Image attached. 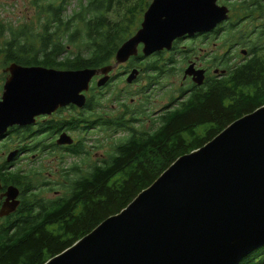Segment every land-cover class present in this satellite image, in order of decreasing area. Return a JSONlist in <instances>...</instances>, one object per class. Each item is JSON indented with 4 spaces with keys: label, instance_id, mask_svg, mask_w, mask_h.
I'll return each mask as SVG.
<instances>
[{
    "label": "trees",
    "instance_id": "obj_1",
    "mask_svg": "<svg viewBox=\"0 0 264 264\" xmlns=\"http://www.w3.org/2000/svg\"><path fill=\"white\" fill-rule=\"evenodd\" d=\"M224 1L236 15L249 14L239 18L251 17L264 9V0ZM30 2L34 12L26 21L17 26L0 22L2 67L13 62L57 69L112 65L119 47L139 29L140 16L150 0ZM239 18L235 25L241 21ZM235 25L226 28L233 34H227L225 42L235 38ZM258 44L255 58L235 65H229L228 58L222 59L216 66L224 68L225 74L218 80L209 81L204 87L181 88L179 97L171 95L170 103L159 110L149 112L145 106L150 104L152 89L162 78L183 70L186 59H176L181 55L178 44L169 52L152 54L155 59L142 54L130 59L132 68L145 65L143 71L152 72L146 76L148 84L139 91L145 100L138 107L126 102L117 115L94 113L106 99L103 90L110 87V97L115 100L124 95L111 88L112 76L105 86L91 87V96L83 107L90 114H73L12 130L26 151L45 154L61 150V159L65 154L90 156L85 145L88 139L83 135L72 145L58 146L54 139L62 131L90 133L105 127L120 131L123 137L114 141L107 156L86 170L78 165L66 168L60 186L63 192L53 197L42 194L40 185H56L57 181L39 183L41 170L33 166L25 171L17 168L0 172L4 184L21 190L17 210L0 217V264H44L124 209L177 158L202 147L235 119L264 105L263 39ZM95 90L102 92L95 96ZM241 264H264V247L249 254Z\"/></svg>",
    "mask_w": 264,
    "mask_h": 264
},
{
    "label": "water",
    "instance_id": "obj_2",
    "mask_svg": "<svg viewBox=\"0 0 264 264\" xmlns=\"http://www.w3.org/2000/svg\"><path fill=\"white\" fill-rule=\"evenodd\" d=\"M219 0H152L140 28L117 50L116 64L56 69L10 63L0 99V138L73 104L84 107L93 79L110 80L119 63L149 56L184 36L210 32L229 18ZM139 70L133 68L127 82ZM197 84L205 71L190 64ZM56 143L72 145L62 132ZM18 151H12V161ZM0 189H2L0 179ZM20 189L9 185L0 217L15 212ZM264 247V105L233 121L202 147L177 158L124 209L44 264H241Z\"/></svg>",
    "mask_w": 264,
    "mask_h": 264
},
{
    "label": "rangeland",
    "instance_id": "obj_3",
    "mask_svg": "<svg viewBox=\"0 0 264 264\" xmlns=\"http://www.w3.org/2000/svg\"><path fill=\"white\" fill-rule=\"evenodd\" d=\"M231 1H236V0H231ZM151 2L152 0H150L149 5ZM219 3L227 6L224 0H219ZM149 5L145 9V11L148 9ZM229 9H230L231 18L228 22H226L227 24L235 23V21L238 20L237 18L242 17L243 14L249 16V14H245V13L236 15L233 9L231 10L230 7ZM145 11L140 16L141 23L143 21ZM33 12L34 10L32 8L30 0H0V22L6 24L7 26L10 23L17 26L18 24L26 21V19L30 17L33 14ZM248 18H239L241 19V21L238 23L239 24L242 23L243 24L242 27H245V25L249 22ZM226 36H219V38L217 39V46L215 48H217L216 52L218 55H222V53H224L227 50L228 42H225ZM180 46L182 47V44ZM140 49H141V46H140ZM178 57L180 58L181 56H178ZM179 58H176V59H179ZM204 58H206L205 54H204ZM148 59H155V56H149ZM130 62L131 60L126 63L117 64V66H115L111 72V76H114V81L112 82L111 88L114 91L120 90L124 92V95L119 100H115L110 97V95L112 94L110 91V87L107 90H103L102 96L103 97L105 96L106 99L102 100V102L98 104L96 108V112L94 113L102 114L104 116H114L123 110V104H125L126 102H128V104H130L131 107L133 108L138 107L142 102H144L145 100L143 96L144 93H139V91L142 89V86H146L148 84L146 80V76L152 72L151 71L144 72L143 69L146 66L143 65V67L137 68L140 73L138 74L134 82L129 83L127 82L126 78L128 74L130 73V71L133 68H136L135 66H133L132 68L130 66ZM113 64H116V61ZM6 67H2L0 65V88L3 87L4 81L7 77V72H5ZM183 73L184 72L181 71L178 73L176 72L175 74L166 75L164 78L161 79V82L157 84L154 87V89H152L153 91L152 100L150 104L145 106L147 109H149V112L159 110L163 108L164 106H166L167 104H169L170 96L171 95L178 96L179 90L182 87L184 88L187 86L188 82L183 80ZM98 76L99 77H97L94 80L93 84H95L97 80L102 77L101 74ZM183 81H184V85H182ZM149 89L151 90V88ZM100 92L102 91L95 90L94 91L95 96L100 95ZM1 95H2V92L0 93V98H1ZM87 96H91V94L88 92ZM59 109H62V111L59 112ZM59 109L56 112L52 113L51 115L44 116V117L39 116L40 118L38 119V121L41 120L42 118L44 119V121L57 120L60 117L68 118L71 115L73 116V114L82 115V114L91 113L90 111L85 110L84 108L72 109L68 107H63ZM69 133L75 138V142L82 139L83 136L84 138L88 139L85 145L87 148H89V151H90L89 157L86 156L85 158H83V156L65 154L64 159H61V154L64 153V152H61V150H57L52 153L47 151L45 153L47 154L46 156L45 154L38 153V152H36L35 154L33 153L35 156H32L31 155L32 153H29V155L27 154L26 157L23 159L14 160L15 164L12 165V167L10 168L11 169L10 171H14L17 168L25 171L29 167L33 166L41 170L42 176H40L39 178V183L43 180L57 181L58 183L56 185H49V186L40 185L44 189V192L42 194L48 197L60 195L63 192L60 186H62L64 182L62 178V174L66 168H70L73 165H78L82 167L83 170H86L92 163L107 156L113 149L112 146L115 143L114 141L119 139L120 137H123L120 131H114L113 129L106 130L105 127H102L101 130L94 129L90 133H82L81 131H73V132L70 131ZM57 138H58V135L55 136V139H54L55 142ZM48 139H49L48 142H51L52 139L51 138H48ZM20 144H21L20 139L18 138L17 135H15L14 138L10 139V143L8 145L9 147H11L12 151H16L14 150V148L16 146L18 147ZM3 150L6 151V148L3 149V147H0V154ZM0 157H1L0 158V163H1V161L3 160L2 154L0 155ZM48 187H50L51 189L48 190Z\"/></svg>",
    "mask_w": 264,
    "mask_h": 264
},
{
    "label": "flooded vegetation",
    "instance_id": "obj_4",
    "mask_svg": "<svg viewBox=\"0 0 264 264\" xmlns=\"http://www.w3.org/2000/svg\"><path fill=\"white\" fill-rule=\"evenodd\" d=\"M248 19L249 22L245 25V27H242V23L238 25H235L234 23H223L220 26H217L211 32L197 33L194 36H184L174 42V46L176 44H178L179 46L182 44V47H179V51L181 50V57L177 58L186 59V64H184L182 70L183 72L185 71L186 67L192 63L196 66V69H202L205 71V78L203 83L201 84H197L193 80V76L185 77L183 73V80L188 82L187 86L191 85L197 87H204L209 84V81L218 80L223 74H225V70H223L224 68L221 69L216 66L220 61H222V59L228 58L229 65H235L238 63H243L247 59H252L257 56V48L259 47L258 42L262 39L264 41V9L255 12L253 16L249 17ZM233 25H235V38L233 36V38L229 39L227 44V50L222 53V55H218L216 52L217 48H215L217 46V39L219 38V36L233 34V32L228 33L227 31L228 27H231ZM187 54L189 56H187ZM204 54L206 58H204ZM182 85H184V81L182 82ZM1 92L3 93L2 88H0V93ZM61 111L62 109H59V112ZM39 118L40 117L37 118V122L44 121L43 118L38 121ZM21 129L22 126L18 125L11 127L8 129L7 135L3 136L0 139V147H3V149L6 148V151L3 150L1 152L3 160L0 163V172L11 170L10 168L13 164H15L14 160L23 159L26 157L27 154L29 155L30 153L26 151L24 143H21L18 147L16 146L14 148V150L18 151V155L16 156L17 158H15L13 162L8 160V156L12 151L11 147H9L8 144L10 143V139L14 138L16 135L13 134L11 131H18ZM31 155L35 156L34 154ZM0 178L1 181H3L1 176ZM2 185L3 188L0 189V208L6 198L4 193L6 191L7 185L9 184L6 185L2 182Z\"/></svg>",
    "mask_w": 264,
    "mask_h": 264
},
{
    "label": "bare ground",
    "instance_id": "obj_5",
    "mask_svg": "<svg viewBox=\"0 0 264 264\" xmlns=\"http://www.w3.org/2000/svg\"><path fill=\"white\" fill-rule=\"evenodd\" d=\"M236 120V119H235Z\"/></svg>",
    "mask_w": 264,
    "mask_h": 264
}]
</instances>
